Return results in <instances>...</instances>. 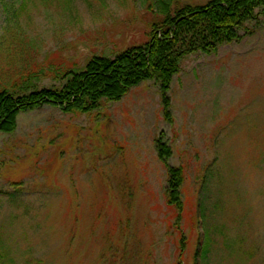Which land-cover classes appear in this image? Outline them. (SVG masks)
I'll use <instances>...</instances> for the list:
<instances>
[{"label":"rangeland","instance_id":"374dc122","mask_svg":"<svg viewBox=\"0 0 264 264\" xmlns=\"http://www.w3.org/2000/svg\"><path fill=\"white\" fill-rule=\"evenodd\" d=\"M151 3L0 8V89L26 76L61 88L90 58L143 46ZM238 36L183 57L167 118L155 81L90 112L19 113L0 133V264H176L182 236L180 264H264V13ZM158 139L185 171L181 212L165 203Z\"/></svg>","mask_w":264,"mask_h":264},{"label":"trees","instance_id":"16d2710c","mask_svg":"<svg viewBox=\"0 0 264 264\" xmlns=\"http://www.w3.org/2000/svg\"><path fill=\"white\" fill-rule=\"evenodd\" d=\"M28 1L0 0V8L6 15L12 10H26ZM70 2L61 0L64 6ZM148 7L155 12L147 25L148 37L143 46L128 47L113 59L90 58L81 70L60 75L65 81L61 88H32L30 76L19 77L1 88L0 133H12L21 112L45 105L66 112H90L103 101H120L132 88L146 81L158 83L167 118V94L183 57L197 52L211 54L220 45L236 41L242 25L264 13V0H208L203 5L192 4L190 0H154ZM155 150L167 174L165 203L181 212L185 171L182 167L169 166L170 150L161 139L155 141ZM185 247L182 236L176 264H180Z\"/></svg>","mask_w":264,"mask_h":264}]
</instances>
